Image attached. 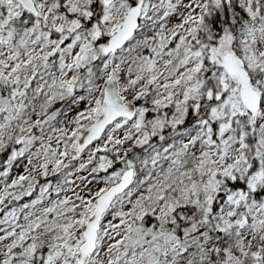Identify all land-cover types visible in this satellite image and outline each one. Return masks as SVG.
I'll use <instances>...</instances> for the list:
<instances>
[{
  "label": "snow or ice",
  "instance_id": "6c2138e0",
  "mask_svg": "<svg viewBox=\"0 0 264 264\" xmlns=\"http://www.w3.org/2000/svg\"><path fill=\"white\" fill-rule=\"evenodd\" d=\"M0 264H264V0H0Z\"/></svg>",
  "mask_w": 264,
  "mask_h": 264
}]
</instances>
